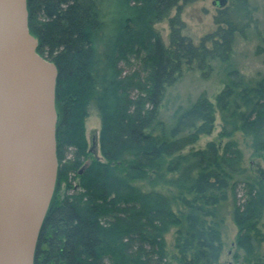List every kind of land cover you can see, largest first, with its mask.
<instances>
[{
	"label": "trees",
	"instance_id": "trees-1",
	"mask_svg": "<svg viewBox=\"0 0 264 264\" xmlns=\"http://www.w3.org/2000/svg\"><path fill=\"white\" fill-rule=\"evenodd\" d=\"M180 1L27 0L36 52L58 71V171L34 264H217L222 244L216 212L229 195L238 246L251 253L254 244H264L257 228L264 179L243 184L244 197L237 199L242 182L234 175L243 171L237 144L210 141L204 149L182 153L212 133L218 112L219 138L250 136L254 155L264 161L263 83L250 89L229 82L215 103L200 97L180 114L169 137L158 122L164 91L182 67L204 72L211 59L227 61L237 30L235 5L226 4L214 18L216 29L199 45L182 33L180 19H171L166 47L153 25ZM237 3L246 10L247 0ZM91 104L100 119V156L93 159L84 136ZM69 148L74 154L67 159ZM144 180L168 186L165 192L145 191L135 185ZM173 229L170 261L166 235Z\"/></svg>",
	"mask_w": 264,
	"mask_h": 264
},
{
	"label": "water",
	"instance_id": "water-1",
	"mask_svg": "<svg viewBox=\"0 0 264 264\" xmlns=\"http://www.w3.org/2000/svg\"><path fill=\"white\" fill-rule=\"evenodd\" d=\"M37 45L27 0H0V264H34L56 185L58 71Z\"/></svg>",
	"mask_w": 264,
	"mask_h": 264
},
{
	"label": "rangeland",
	"instance_id": "rangeland-1",
	"mask_svg": "<svg viewBox=\"0 0 264 264\" xmlns=\"http://www.w3.org/2000/svg\"><path fill=\"white\" fill-rule=\"evenodd\" d=\"M214 1L216 0H181L177 7L171 10L167 18L153 25L162 43L166 47L169 45L171 19H180L184 23L182 33L190 38L195 45H199L204 37L212 35L216 29L214 18L219 12V8L213 5ZM226 1L227 5L231 3L235 5L232 14L237 26L228 60L222 62L219 59H211L207 64L208 69L204 72L198 70L195 65L192 67L184 65L182 67L176 81L166 87L158 111V122L162 123L166 137H169V133L180 114L189 109L200 97H205L215 103L221 90L232 81L244 84L250 89L262 83L264 85V0H247L245 11H241L239 8V3H237L239 0ZM237 12H239V16ZM205 45L211 47V40H208ZM139 60L129 57L130 62L137 64L138 61L143 60L142 55H140ZM139 66L141 65L139 64ZM88 113V117L84 120V136L89 154L88 158L93 159L100 156L97 145L100 119L93 104L89 106ZM221 126V117L217 112L212 133L201 135L195 144L188 146L182 153L187 154L204 149L210 141L218 144L220 141L221 144L228 140L234 141L242 154L241 166L243 171L239 175H234L236 179H239L238 181L242 182L238 186L237 193V199L241 200L244 197L242 196L243 184L245 185L246 182L256 179H264V161L254 155L250 136L236 132L228 139H220ZM90 149L96 152V156L90 152ZM73 154L74 150L69 148L67 159H70ZM89 159H85L82 165L87 163ZM73 184L74 186L77 185V179ZM135 185L145 191L154 189L165 192L168 183L149 184V181L144 180L136 182ZM64 192L65 188L62 186L61 191H59L61 197ZM232 202L233 199L229 195V199L221 203L216 212L221 220L220 236L222 244L221 255L217 264H264V244L258 246L254 244L253 253H248L238 246V228L233 217ZM257 228H260L264 233V210ZM174 231L173 229L166 235L170 261L175 255L173 249Z\"/></svg>",
	"mask_w": 264,
	"mask_h": 264
}]
</instances>
